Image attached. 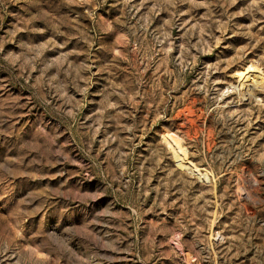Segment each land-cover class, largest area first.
I'll use <instances>...</instances> for the list:
<instances>
[{
  "label": "rangeland",
  "instance_id": "rangeland-1",
  "mask_svg": "<svg viewBox=\"0 0 264 264\" xmlns=\"http://www.w3.org/2000/svg\"><path fill=\"white\" fill-rule=\"evenodd\" d=\"M249 66L264 0H0V264H264Z\"/></svg>",
  "mask_w": 264,
  "mask_h": 264
},
{
  "label": "bare ground",
  "instance_id": "bare-ground-1",
  "mask_svg": "<svg viewBox=\"0 0 264 264\" xmlns=\"http://www.w3.org/2000/svg\"><path fill=\"white\" fill-rule=\"evenodd\" d=\"M240 79L244 83L246 81L251 82L254 87H264V75L260 74L254 66H249L243 73H241ZM163 139L170 147L176 148V150L179 154L184 151L182 144L178 143L172 137H170L168 135H164ZM178 153H176V154H178ZM180 157H182V156H180ZM181 159H185V158L182 157Z\"/></svg>",
  "mask_w": 264,
  "mask_h": 264
}]
</instances>
